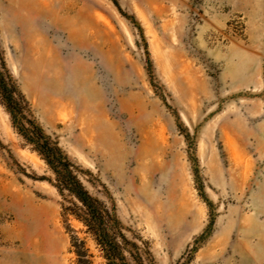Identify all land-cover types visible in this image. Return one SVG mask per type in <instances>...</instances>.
Listing matches in <instances>:
<instances>
[{
  "label": "rangeland",
  "instance_id": "1",
  "mask_svg": "<svg viewBox=\"0 0 264 264\" xmlns=\"http://www.w3.org/2000/svg\"><path fill=\"white\" fill-rule=\"evenodd\" d=\"M115 205L133 264H264V0H0V62ZM0 101V264H107Z\"/></svg>",
  "mask_w": 264,
  "mask_h": 264
},
{
  "label": "trees",
  "instance_id": "2",
  "mask_svg": "<svg viewBox=\"0 0 264 264\" xmlns=\"http://www.w3.org/2000/svg\"><path fill=\"white\" fill-rule=\"evenodd\" d=\"M0 101L17 131L52 171V181L62 196L65 210L86 227L102 250L107 264H133L128 257L132 255L131 242L115 205L110 206L84 185L79 166L31 116L28 101L3 61L0 62Z\"/></svg>",
  "mask_w": 264,
  "mask_h": 264
}]
</instances>
